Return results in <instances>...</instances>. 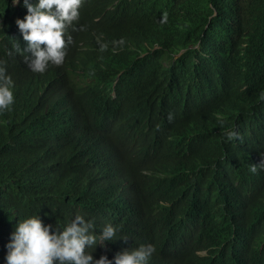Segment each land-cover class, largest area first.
Returning a JSON list of instances; mask_svg holds the SVG:
<instances>
[{
  "label": "trees",
  "instance_id": "1",
  "mask_svg": "<svg viewBox=\"0 0 264 264\" xmlns=\"http://www.w3.org/2000/svg\"><path fill=\"white\" fill-rule=\"evenodd\" d=\"M108 6L104 43L72 33L64 64L35 73L24 61L31 54L17 51L0 1V62L14 82V103L0 112V264L18 222L33 215L52 226L50 234L75 215L92 220L93 232L116 227L115 240L86 249L94 259L152 244L158 264H209L203 238L220 230L217 258L225 264L230 245L264 240V202L257 207L221 194L220 185L237 180L209 167L211 147L234 141L226 137L230 130L264 144V0H108ZM232 98L236 114L249 122L228 114ZM223 99L225 114L209 122L205 141L169 139L175 128L165 114L134 110L171 101L212 114ZM74 105L79 117L97 122L93 128L109 132L84 166L67 159L70 134L59 115ZM117 129L135 141L118 149ZM119 164L126 184L122 169L113 172ZM165 166L174 173L156 191ZM235 187L264 195V187L240 181ZM203 250L206 256L197 254Z\"/></svg>",
  "mask_w": 264,
  "mask_h": 264
},
{
  "label": "clouds",
  "instance_id": "2",
  "mask_svg": "<svg viewBox=\"0 0 264 264\" xmlns=\"http://www.w3.org/2000/svg\"><path fill=\"white\" fill-rule=\"evenodd\" d=\"M0 1L7 5L13 35L19 43H17V51L31 54L24 55V61L32 72L44 73L50 64L63 65L73 44L72 33L96 40L95 27L99 26V34L102 40L106 41L105 34L109 24L107 11L111 9L108 0ZM2 27L3 20L0 19V29ZM79 45H82V42ZM2 63L0 62V112L10 110L14 103V82L11 76L5 75ZM111 96L116 97L114 93ZM234 98L230 100L228 114L238 122H249L250 118L240 117L234 111ZM106 103L107 96H104L101 108L106 107ZM227 103L226 99L221 100L214 106L212 114L203 109L179 106L171 101L146 103L134 110L144 111L152 108L165 114L175 128L174 135L169 139L184 136L193 140L201 138L205 141L208 130H211L209 122L212 121L216 125L217 121L214 119L225 114ZM59 110V115L65 118L70 134L67 159L75 158L78 163L73 162L74 166L88 165L92 157L99 154L100 143H104L102 138L109 132H100L92 126V123L97 122L79 117L75 105ZM84 124H87V127ZM116 133L118 149L135 141V137L124 129H117ZM226 137L234 141L211 147L209 167L217 175L233 176L237 181L249 186L264 187V144H259L251 136H239L234 129L228 131ZM125 161L137 166L130 158H125ZM118 169H122L118 174L120 183H128L129 176L124 173L125 165L119 164L113 172ZM122 173L124 175H121ZM172 173L174 171L169 166L158 169L154 184L156 191L162 190ZM237 181L234 185H220L218 187L220 193L261 207L264 195L249 189L239 193L235 187ZM114 188L127 190L124 186ZM50 228L52 226L42 223L38 215L19 221L15 231L11 233L10 241L5 245L7 249L5 264H158L152 257L155 251L152 244H140L128 248L115 254L111 260L107 255L94 259L92 255L94 250L88 252L86 249H95L97 244L103 247L105 241L115 240L118 229L113 225H105L98 233L93 232L92 220L75 215L74 219H71L60 231L53 230L50 234ZM210 236L214 240H211ZM203 240L208 244L209 252L213 255L207 258L209 264H221L217 255L220 254L222 245V232L217 230ZM197 254L206 256L207 251H199ZM223 256L225 264H264V240L232 244Z\"/></svg>",
  "mask_w": 264,
  "mask_h": 264
},
{
  "label": "bare ground",
  "instance_id": "3",
  "mask_svg": "<svg viewBox=\"0 0 264 264\" xmlns=\"http://www.w3.org/2000/svg\"><path fill=\"white\" fill-rule=\"evenodd\" d=\"M87 6V5H86ZM84 8H86V7H84ZM95 35H96V41H98V43H100V44H102V43H104V41L102 40V37H101V35L99 34V26H96L95 27ZM85 38V37H84ZM121 175H124L123 173L121 174ZM123 177V176H122Z\"/></svg>",
  "mask_w": 264,
  "mask_h": 264
}]
</instances>
